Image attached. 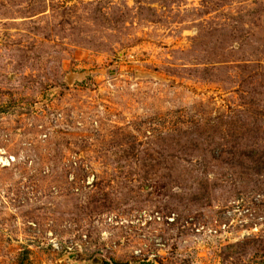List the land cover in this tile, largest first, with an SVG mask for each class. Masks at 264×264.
<instances>
[{
    "label": "rangeland",
    "instance_id": "374dc122",
    "mask_svg": "<svg viewBox=\"0 0 264 264\" xmlns=\"http://www.w3.org/2000/svg\"><path fill=\"white\" fill-rule=\"evenodd\" d=\"M0 264H264V0H0Z\"/></svg>",
    "mask_w": 264,
    "mask_h": 264
}]
</instances>
